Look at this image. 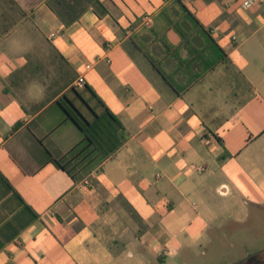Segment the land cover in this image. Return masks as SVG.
<instances>
[{
    "label": "crops",
    "instance_id": "obj_1",
    "mask_svg": "<svg viewBox=\"0 0 264 264\" xmlns=\"http://www.w3.org/2000/svg\"><path fill=\"white\" fill-rule=\"evenodd\" d=\"M244 1L0 0V264H161L213 193L264 204V0ZM73 108L110 110L123 146L78 154Z\"/></svg>",
    "mask_w": 264,
    "mask_h": 264
},
{
    "label": "rangeland",
    "instance_id": "obj_2",
    "mask_svg": "<svg viewBox=\"0 0 264 264\" xmlns=\"http://www.w3.org/2000/svg\"><path fill=\"white\" fill-rule=\"evenodd\" d=\"M240 195L218 191L210 201L218 219L191 249L161 264H264V204L234 205ZM200 209V201L193 198ZM196 207L192 206V211Z\"/></svg>",
    "mask_w": 264,
    "mask_h": 264
},
{
    "label": "trees",
    "instance_id": "obj_3",
    "mask_svg": "<svg viewBox=\"0 0 264 264\" xmlns=\"http://www.w3.org/2000/svg\"><path fill=\"white\" fill-rule=\"evenodd\" d=\"M65 112L74 121L71 114L66 110ZM76 113L81 120L79 121L81 125L78 122L77 124H79L85 136L83 143L76 148L77 151L79 150L78 154L93 147V151L106 158L123 146V140H125L124 127L110 110L106 109L103 115L96 116L93 123H88L77 111ZM63 168L67 169L66 166H63Z\"/></svg>",
    "mask_w": 264,
    "mask_h": 264
},
{
    "label": "built area",
    "instance_id": "obj_4",
    "mask_svg": "<svg viewBox=\"0 0 264 264\" xmlns=\"http://www.w3.org/2000/svg\"><path fill=\"white\" fill-rule=\"evenodd\" d=\"M183 2H190L191 0H182ZM262 2V0H245L243 3V7L245 9H251L253 8L255 5H257L258 3ZM150 18L146 19V23L150 24ZM52 36H54V34H52ZM92 69V65L91 64H87L85 66V70L86 72L90 71ZM86 85V77L85 74H81L79 76V78L76 80L75 82V86L82 88ZM199 171H205V167H199L198 168ZM86 185L91 186V182L90 181H86L85 182Z\"/></svg>",
    "mask_w": 264,
    "mask_h": 264
},
{
    "label": "clouds",
    "instance_id": "obj_5",
    "mask_svg": "<svg viewBox=\"0 0 264 264\" xmlns=\"http://www.w3.org/2000/svg\"><path fill=\"white\" fill-rule=\"evenodd\" d=\"M173 254H175V253H173Z\"/></svg>",
    "mask_w": 264,
    "mask_h": 264
}]
</instances>
